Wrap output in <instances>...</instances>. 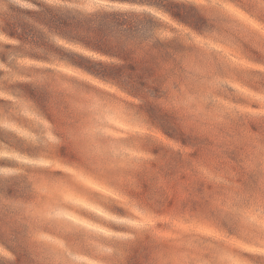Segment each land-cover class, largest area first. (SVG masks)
<instances>
[{
    "label": "rangeland",
    "instance_id": "374dc122",
    "mask_svg": "<svg viewBox=\"0 0 264 264\" xmlns=\"http://www.w3.org/2000/svg\"><path fill=\"white\" fill-rule=\"evenodd\" d=\"M177 1L187 25L159 14L160 37L189 47L164 91L121 93L64 70L100 89L78 96L84 164L67 165L29 104L0 91V129L51 153L0 150V178L25 177L44 197L31 217L54 227L19 262L0 244L4 264H264V0ZM12 59L0 85L36 79L21 73L41 64Z\"/></svg>",
    "mask_w": 264,
    "mask_h": 264
},
{
    "label": "trees",
    "instance_id": "16d2710c",
    "mask_svg": "<svg viewBox=\"0 0 264 264\" xmlns=\"http://www.w3.org/2000/svg\"><path fill=\"white\" fill-rule=\"evenodd\" d=\"M18 1L29 6L0 0V34L17 43L0 42V63L13 68L8 63L13 57L12 62L22 59L41 66L32 65L29 73H21L29 79L35 77L34 81L0 85V91L29 104L60 141L55 148L69 166L85 162L78 151L87 142L82 135L86 113L76 107L78 96L88 89H100L64 70L121 93L162 92L177 78L175 57L189 47L179 37H160L165 24L159 14L187 25L181 10L188 5L177 0ZM61 83L66 86L60 87ZM10 120L29 132L40 133L41 126L34 128L25 118ZM0 150L32 158L51 154L46 147L3 129ZM43 199L25 177L0 178V244L17 257V262L33 253L36 231L54 233L49 222L31 217ZM154 202L160 204L159 200Z\"/></svg>",
    "mask_w": 264,
    "mask_h": 264
}]
</instances>
